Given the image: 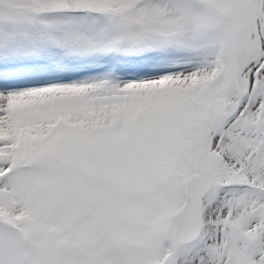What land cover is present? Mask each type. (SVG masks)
Here are the masks:
<instances>
[{
  "label": "snow or ice",
  "instance_id": "snow-or-ice-1",
  "mask_svg": "<svg viewBox=\"0 0 264 264\" xmlns=\"http://www.w3.org/2000/svg\"><path fill=\"white\" fill-rule=\"evenodd\" d=\"M0 264H264V0H0Z\"/></svg>",
  "mask_w": 264,
  "mask_h": 264
}]
</instances>
